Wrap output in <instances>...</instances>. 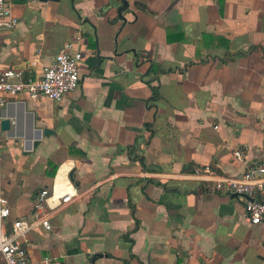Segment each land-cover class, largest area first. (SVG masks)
<instances>
[{
	"label": "crops",
	"instance_id": "obj_1",
	"mask_svg": "<svg viewBox=\"0 0 264 264\" xmlns=\"http://www.w3.org/2000/svg\"><path fill=\"white\" fill-rule=\"evenodd\" d=\"M12 7L20 23L0 31V72L29 74L34 61L37 72L69 41L83 55L80 85L61 101L23 95L0 113L11 121L0 156L8 226L39 217L37 195L57 182L79 194L51 230H31L32 263L264 264L248 197L194 175L237 177L264 161V0Z\"/></svg>",
	"mask_w": 264,
	"mask_h": 264
},
{
	"label": "built area",
	"instance_id": "obj_2",
	"mask_svg": "<svg viewBox=\"0 0 264 264\" xmlns=\"http://www.w3.org/2000/svg\"><path fill=\"white\" fill-rule=\"evenodd\" d=\"M19 23L12 0H0V31H12ZM82 59V53L69 41L60 48L49 64L37 72V61L30 63L32 72L29 74L15 69L0 72V113L23 95L34 99L44 96L54 102L61 101L66 94L75 91L80 85L79 63ZM1 123L0 118V156L3 145L10 142ZM234 155L242 160L245 151L239 149ZM194 175L215 181L218 191L247 196V221L253 225L264 222V161L250 165L237 177H221L209 167L196 168ZM78 196L77 188L70 179L57 182L52 190L44 189L37 195V208L41 214L39 217L34 221L18 219L10 227L9 203L7 199L0 197V257L4 263L33 264L26 245L29 233L36 226L51 230V216L68 207Z\"/></svg>",
	"mask_w": 264,
	"mask_h": 264
},
{
	"label": "water",
	"instance_id": "obj_3",
	"mask_svg": "<svg viewBox=\"0 0 264 264\" xmlns=\"http://www.w3.org/2000/svg\"><path fill=\"white\" fill-rule=\"evenodd\" d=\"M55 1H58V0H55ZM125 5H127V3H125ZM1 124H2V130H3V131H7V130L10 129L11 121H10L9 119H5V120L2 121ZM44 134H45L46 136H48V135H50V134H53V131H51V130H49V129H46V130L44 131ZM234 196H240V195H239V194H235Z\"/></svg>",
	"mask_w": 264,
	"mask_h": 264
},
{
	"label": "trees",
	"instance_id": "obj_4",
	"mask_svg": "<svg viewBox=\"0 0 264 264\" xmlns=\"http://www.w3.org/2000/svg\"><path fill=\"white\" fill-rule=\"evenodd\" d=\"M151 82H152V81H151ZM151 82H150V83H151ZM153 91H154V97H153L152 101H154V100L157 99V97H158V92H157V90L154 88Z\"/></svg>",
	"mask_w": 264,
	"mask_h": 264
}]
</instances>
